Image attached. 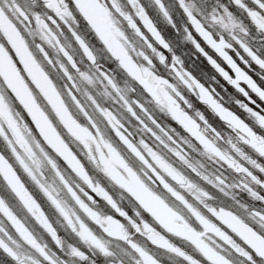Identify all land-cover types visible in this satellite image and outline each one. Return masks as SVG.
Returning a JSON list of instances; mask_svg holds the SVG:
<instances>
[{
	"label": "snow or ice",
	"instance_id": "snow-or-ice-1",
	"mask_svg": "<svg viewBox=\"0 0 264 264\" xmlns=\"http://www.w3.org/2000/svg\"><path fill=\"white\" fill-rule=\"evenodd\" d=\"M155 3L172 24L163 0ZM176 4L191 25L186 40L242 97L231 110L215 88L205 87L171 54L142 0H39L36 9L0 0L4 264H95L89 252L110 256L113 240L128 245L138 257L135 264H158L155 250L183 264H264V57L235 35L229 39L217 31L239 28L246 34L233 11L213 9L201 16L191 0ZM232 4L264 32V0ZM101 54L150 97L163 119L122 94L112 69L101 70ZM85 64L119 96L143 138L134 135L123 113L81 93V84L93 83ZM194 100L236 133L231 153L219 147L215 128V137L206 133L210 121L196 111ZM173 124L190 139H174L169 131L179 134ZM193 140L238 174L239 184L219 175L212 179L192 164L185 147L193 148ZM172 157L225 196L235 189L239 199L233 197L234 206L216 203L212 191ZM45 167L56 182L48 183Z\"/></svg>",
	"mask_w": 264,
	"mask_h": 264
},
{
	"label": "flooded vegetation",
	"instance_id": "flooded-vegetation-1",
	"mask_svg": "<svg viewBox=\"0 0 264 264\" xmlns=\"http://www.w3.org/2000/svg\"><path fill=\"white\" fill-rule=\"evenodd\" d=\"M126 2L127 0H122V3L126 4ZM191 2L195 8L198 9L201 16H206L207 13L213 9L222 10L227 8L233 11V16L237 23L241 27H245L247 29L246 34L240 32L239 28L231 32L223 29H217V31L229 39L231 36L235 35L237 38L242 39L257 55L264 57V32L258 31L257 29L251 27L246 13L243 10L235 9L234 5L232 4V0H191ZM20 3L24 5L25 8L36 9L38 7L39 0H20ZM142 3L145 5L147 13L152 18L157 29L161 32V35L164 36L168 41L172 49L171 54L179 57L183 62L185 69L191 72L192 75L205 87L210 89L215 88L216 92L219 94V98L225 103L226 107H228L230 110L231 108H234L235 105L232 103L233 100L235 98L242 97H239V94L230 85L223 81L222 77H220L219 74L215 72V70L208 64L207 60L201 56V54L191 43L186 40L185 28L191 30V25L189 24L188 19L184 16L183 12H181L177 6L176 0H163V3L169 11L172 24L169 23V17H166L163 12L160 11V8L158 5H156L155 0H142ZM67 43H71V41H67ZM233 44L237 51H239L242 55H245L243 50L240 49L239 46L235 44V42H233ZM99 64L102 66L101 70L106 68L112 69L111 75L113 76L114 80L118 82L122 94L128 96L130 99H139L141 103H144L145 106L149 108V114L153 115V118L161 117V119H163L162 113H160L159 109L150 102V97H148L146 94L141 95V93L138 92L136 83L130 78L126 79L123 76L121 71L117 68L115 61L109 60L107 56L101 54L99 56ZM85 67L92 76L93 83L91 85L86 83L81 84V93L86 91L103 106L123 113V109L121 108L122 101H120L119 96H117V94L111 88L106 87V81H104L103 77L99 75V72H97L95 68L89 67L87 64H85ZM256 71L259 72L260 70L257 68ZM80 98L82 102L90 104V101H87V97L83 94H81ZM194 103L196 111L204 113L206 115L205 118L209 119L210 121L209 125L205 129L206 133L209 136L215 137V132L213 131V128H215L216 131L220 133L219 137L217 138L219 147L222 150L231 153L232 149L230 141L232 143L237 142L236 133L233 132L224 122L220 121L218 117H214L211 113V110H208L204 105L196 102L195 100ZM123 114L125 116L124 122L130 126V130L133 131L134 135L137 138H143V133L139 131L137 122L128 114ZM189 114L199 122V119L198 117H195L194 112L190 110ZM172 127L177 129L179 135L177 136L171 131H169V134L173 135L174 139H177L178 142L182 143L183 139H190V134L184 132L179 125L173 124ZM192 142L194 145L193 148L185 147V151L187 152L188 158L192 164H195L200 171L212 179L219 175L225 177L226 183L229 185L239 184L241 178L238 176V174H236L232 169H229L227 165L223 164L222 161L209 157L207 154H205L202 146H200L198 142H195L194 140ZM2 148L3 145L0 144V149ZM232 154L235 155V153ZM172 160L177 167H180L186 172V174L190 175L194 182L200 184L203 187L209 188V190L212 191L216 197V203L225 206H234L235 200L239 199V197L236 195L235 189H232L229 195L225 196L223 193L211 188V186L207 185L199 177L192 174L191 170L183 165L182 162L176 160L175 157H172ZM241 163L245 162L241 161ZM245 166L250 167L246 163ZM250 170L253 169L250 168ZM41 171L43 172L44 177L47 179L49 184L56 182L55 175L50 168L45 167L41 169ZM90 172H92V174L96 175L98 179H101V181L104 182L102 174L96 173L92 169H90ZM0 184H2V181H0ZM31 187L32 186L29 185L30 189ZM261 191L262 194H264V190ZM41 197L42 194L37 191L36 198L38 202L42 203V206L47 212L48 207L43 204ZM233 197H235V200ZM52 211L54 212L55 210L52 209ZM5 226L10 229V225H7L6 221ZM45 238L47 239V237ZM109 247L112 251V255L100 256L98 254L89 252L90 259L94 261L95 264H135V260L138 259V257L132 252L128 245L123 242L113 240L110 242ZM154 254L158 260V264H183L179 258L165 252L164 250H155ZM0 264H4V258L2 256H0ZM7 264H11V262L8 261ZM236 264H238V262H236Z\"/></svg>",
	"mask_w": 264,
	"mask_h": 264
}]
</instances>
